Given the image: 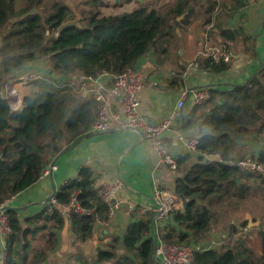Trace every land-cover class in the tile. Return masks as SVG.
<instances>
[{
    "label": "trees",
    "instance_id": "16d2710c",
    "mask_svg": "<svg viewBox=\"0 0 264 264\" xmlns=\"http://www.w3.org/2000/svg\"><path fill=\"white\" fill-rule=\"evenodd\" d=\"M16 1L0 0V207L37 184L61 153L90 135L99 104L93 94L83 98L80 78L96 80L108 74L113 81L136 69L152 50L156 65L160 66L177 29L185 30L202 20L209 37L216 26L223 28L224 19L248 2L176 0L162 9L142 5L130 12L107 15L103 11L110 6L107 0H85L77 6L82 16L81 28H69L58 37V29L74 18L68 7L55 3L43 15L35 10L42 0H31V6L20 11ZM221 32L230 49L229 43L237 40V31ZM40 59L46 61V74L27 83L32 91L24 97L22 107L13 110L2 92L11 80L21 77L26 67ZM206 68L224 72L230 66L212 63ZM75 76L77 80L72 81ZM171 79L170 86L178 89L181 78L174 75ZM204 105L207 111L202 114H198L201 106L182 110L184 129H196L198 145L196 155L186 152L177 157L176 171L181 177L174 192L183 207L176 209L172 220L159 232L167 244L199 243L208 237L219 208L237 210L250 200L264 197V177L253 178L226 164L245 158L237 152L240 142L264 132V67L244 85L228 91L211 89V98ZM212 156H219L220 161H211ZM260 161L264 163V153ZM98 187L93 169L82 167L78 176L67 181L54 197L59 204H68L77 195L86 211L71 219L76 243H88L98 221L110 220ZM6 214L13 231L6 244V264H44L58 241L54 229L63 230L65 219L56 210L50 213L47 207L28 218V228H24L16 209L11 208ZM152 219L149 215L134 222L122 238H116L109 248L99 249L93 263L81 260L80 264H154ZM235 227L231 238L237 236ZM247 227L246 219L239 230ZM41 231L49 232L50 244L35 252L28 262V236ZM258 237L260 254L249 245V233H244L235 242L196 254L192 264H264V229Z\"/></svg>",
    "mask_w": 264,
    "mask_h": 264
},
{
    "label": "crops",
    "instance_id": "0c3cea01",
    "mask_svg": "<svg viewBox=\"0 0 264 264\" xmlns=\"http://www.w3.org/2000/svg\"><path fill=\"white\" fill-rule=\"evenodd\" d=\"M175 2L176 0L168 2L162 0L163 5ZM114 7L120 6L114 5ZM222 30L237 31V40L234 43H229L230 49L228 48L233 54L234 64L224 72H207L191 68L190 65L196 59L208 54L211 49L220 46L226 47L227 44L221 37ZM206 31L207 27L202 20L196 21L185 30L177 29V36L173 38L170 51L163 56L160 66L156 65V55L153 50L138 62L136 68L140 71L147 63H151L157 68L150 78L146 79L147 81L154 79L160 70L165 73L157 88L146 87L141 93L140 110L148 123L159 125L170 119L176 112L177 102L183 91L192 92L203 88L228 91L238 85H244L264 67V1L248 0L242 9L224 19L223 28L216 26L209 33V37H207ZM34 65L39 64H34V62L30 64L24 69L22 76L33 73L32 71L36 69ZM42 70L44 76L47 72L46 65L42 67ZM38 72L40 71L38 70ZM171 73L181 78L178 89L170 86ZM75 80H77L76 76L72 78V81ZM79 82L83 84L81 95L84 98L110 87L112 77L105 74L90 82H84L80 78ZM19 86L22 90L21 97L20 100L14 102L20 104L21 108L24 97L30 94L32 88L29 84L25 86L18 84L16 86L18 90ZM193 107L195 106L190 98L186 102L185 110H193ZM205 107H199L198 114L205 113L207 111ZM196 135V129H184V115L181 111L164 133L163 139L170 152L178 156L187 152L179 143L178 137L191 138ZM237 152L245 157H260L264 153V132L259 136H252L248 142H240ZM82 167L93 169L96 186L113 182L121 184L117 195L121 204L120 209L115 217L110 219V222L96 226L92 242L89 241L86 244L74 241L71 227H68L67 223L63 230L54 229V233L58 235V241L54 245L53 251L48 254V260L44 264H80L81 260H88L84 259L88 258L86 250L93 251L96 258L99 249L109 248L116 238L123 237L131 224L148 217H139L137 212L132 214L130 211L132 205L139 208L152 205L156 186L174 192L176 181L181 177L179 172L172 171L159 162L150 142L135 130L89 135L58 159L56 169L47 178H41L37 184L8 201L6 206L18 209L22 226L28 228L27 219L47 209L48 198L52 195L54 186L58 192L67 181L78 176ZM247 215H250L253 220L256 216L253 212L243 214L246 219ZM30 229L32 230L33 227L31 226ZM48 233V231H41L28 236V241L31 243L28 262L32 261L35 252L50 244ZM70 244L71 247L73 245L74 251L70 248ZM3 247L4 240L0 235V260ZM119 248L121 249V245ZM77 250H80L82 254H78Z\"/></svg>",
    "mask_w": 264,
    "mask_h": 264
},
{
    "label": "built area",
    "instance_id": "2783aa9c",
    "mask_svg": "<svg viewBox=\"0 0 264 264\" xmlns=\"http://www.w3.org/2000/svg\"><path fill=\"white\" fill-rule=\"evenodd\" d=\"M264 1V0H260ZM210 27H213L212 25ZM235 60L233 54L225 47L220 46L213 48L208 54L196 59L191 65V68L200 69L209 72L212 63H224L232 66ZM174 74L171 73V76ZM165 73L158 71L156 77L147 81L141 74L139 69H130L119 76L113 78L112 84L105 90L92 93L94 99L99 104L95 114L94 122L88 134L98 135L114 131L122 130H135L150 142L155 155L159 162L172 171H176L178 167L177 155L170 152L164 144V133L170 128L172 121L178 114L185 108L186 102L191 98L194 106H202L206 104L211 98V89L203 88L194 90L192 92H181L180 98L177 102L176 112L172 117L159 125H152L148 123L141 114V93L146 87L157 88L161 82V78ZM39 79L36 75H23L19 78L10 81L9 85L2 92V95L9 101L13 110L20 109V104L14 102L18 101L17 93L14 90L18 84H25L29 81ZM93 79H83L85 82H90ZM83 88V87H82ZM187 151L196 155V148L198 145L197 137L185 138L178 137ZM227 165L237 167L246 174L251 175L253 178L264 177V163L260 161L258 156H247L238 161H227ZM56 166H48L42 178H47ZM121 189L120 183H105L98 187V194L102 201L108 206V215L112 219L115 217L117 211L120 209V202L117 195ZM179 196L174 192L156 186L153 193L152 205L148 207L139 208L136 205L130 207L132 214L136 212L140 216H153V233L152 236L155 241V255L154 264H192L196 254L216 250V243L210 242L206 245L192 244H167L160 239V230L172 220V216L178 207ZM3 205L0 207V211ZM50 213L54 210L65 219L68 227H71V219L75 214H86V211L81 207L77 200V195H73L68 204H59L55 198L48 203ZM110 222V220L108 221ZM107 223V222H106ZM98 224H105L98 221ZM13 231L8 222L6 211L0 213V235L4 240V247L2 250V257L0 264H6L7 257V240L12 235ZM92 242V240H90Z\"/></svg>",
    "mask_w": 264,
    "mask_h": 264
},
{
    "label": "rangeland",
    "instance_id": "374dc122",
    "mask_svg": "<svg viewBox=\"0 0 264 264\" xmlns=\"http://www.w3.org/2000/svg\"><path fill=\"white\" fill-rule=\"evenodd\" d=\"M31 0H17L16 1V7L20 11L22 9H25L30 5ZM85 0H42V3L38 9L35 8L36 11L42 12L43 15H47L49 13L48 8L55 4V3H61V4H73L77 11L80 13L78 9V4L83 3ZM170 0H164V2H168ZM109 2L110 7L105 8L103 11L105 14H114L119 12H129L130 10H133L137 8L138 6H148L149 8H157L162 9V0H107ZM114 5H118L120 7H114ZM66 6V5H65ZM34 12V11H33ZM11 24H14V20H12ZM3 32V31H2ZM1 45V41H0ZM35 63H38L39 65L36 66V69L33 70V73H30L29 75H36L39 79L43 77V70L42 67H45L46 61L43 59H40L38 61H35ZM38 70L40 72H38ZM27 74V73H26ZM27 85V83L24 84V86ZM14 90L17 93L16 100H20V92L22 93L21 86H19V90L17 87H14ZM240 155V153H239ZM264 185V184H263ZM255 200V201H254ZM178 208H182V201L178 200ZM239 210V212H237ZM214 213H216V210H213ZM249 211H252L254 215V220L252 218L253 225H249L248 221V227L245 229V231H240L243 222L246 220V217L243 216L244 213H247ZM217 217L213 220L210 233L206 239L203 241L197 243L199 245H206L210 242L216 243V249H219L223 247L224 245L228 244L229 242L236 241L239 237L244 235V233H249V245L252 247V249L255 250L256 253H261L260 248V241L258 237V233L261 229H264V197L259 196L258 198H255L253 200H250L249 203L242 205L240 208L236 209H228L224 206V208H219L217 210ZM263 218H261V215ZM248 220V219H247ZM257 220V221H255ZM233 223V224H232ZM233 226H236L235 228L238 229L237 236L234 238H231V233L234 231ZM68 230V228L66 227ZM87 246V245H86ZM85 246V247H86ZM84 247V248H85ZM70 248L73 249V245ZM83 248V250H84ZM82 250V248H81ZM121 250V249H120ZM119 250V251H120ZM78 254H82L80 250H77ZM87 257L84 259H88L91 263L94 262L95 254L93 251L86 250Z\"/></svg>",
    "mask_w": 264,
    "mask_h": 264
},
{
    "label": "water",
    "instance_id": "95a60500",
    "mask_svg": "<svg viewBox=\"0 0 264 264\" xmlns=\"http://www.w3.org/2000/svg\"><path fill=\"white\" fill-rule=\"evenodd\" d=\"M65 5H66V7H68V8L72 11V13H73V15H74V18L71 19V20H69V21H67L65 24H63V25L58 29V33H57L58 37H59L64 31L68 30L69 28H73V27H76V28H79V29L81 28V21H82V16H81V14L77 11L76 7H75L73 4L68 3V4H65ZM156 69H157L156 66L152 65L151 63H147L146 65H144V66L142 67V69H141V74H142V76H143L145 79H149L150 76L156 71ZM70 113H71V110L68 111L67 115H70ZM143 137H145V136L143 135ZM76 144H77V143H76ZM76 144H75L74 146H76ZM74 146H73V147H74ZM63 154H65V152L61 153V154H60V155H59V156H58V157L52 162V164H51L52 167L56 166V163H57L58 159H59ZM211 161H220V158H219V156H212V157H211ZM56 193H57V191H56V187L54 186L53 193H52V195L49 196V198H48V202H49L50 200H52V199L55 197ZM10 209H11L10 207H8V206H4V207H2L0 213H1L2 211H8V210H10ZM16 210H18V209H16ZM247 219H248V221H249V225H253L252 218H251L250 215H247Z\"/></svg>",
    "mask_w": 264,
    "mask_h": 264
}]
</instances>
